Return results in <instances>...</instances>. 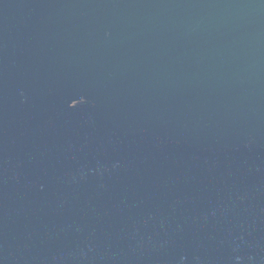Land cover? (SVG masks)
Here are the masks:
<instances>
[{
    "label": "water",
    "instance_id": "95a60500",
    "mask_svg": "<svg viewBox=\"0 0 264 264\" xmlns=\"http://www.w3.org/2000/svg\"><path fill=\"white\" fill-rule=\"evenodd\" d=\"M0 264H264V0H0Z\"/></svg>",
    "mask_w": 264,
    "mask_h": 264
}]
</instances>
